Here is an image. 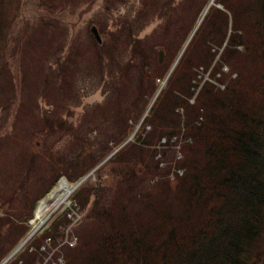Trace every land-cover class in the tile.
<instances>
[{
	"label": "trees",
	"instance_id": "1",
	"mask_svg": "<svg viewBox=\"0 0 264 264\" xmlns=\"http://www.w3.org/2000/svg\"><path fill=\"white\" fill-rule=\"evenodd\" d=\"M138 1L140 8L129 21L135 32L142 31L152 20L150 13L155 12L153 7L147 11L152 0ZM164 1L158 12L165 20L158 19L165 28L167 45L161 41L140 45L127 33L126 21L122 25L119 21L116 27L94 24L103 44L98 46L91 38L88 71L96 74L105 94L114 95L107 96V103L97 106L90 117L86 115L85 121L94 127H86L82 137L63 115L69 112L67 101L77 98L73 90L78 76L75 62L83 53L73 54L71 47L70 55L52 56V63L43 66L40 80L32 84L41 86V93L30 94L26 103L18 106L14 119L26 115L30 137L50 145L41 163L38 157L24 161L23 177L26 183L37 185L33 188L38 193L62 166L72 171L64 170L56 179L65 176L74 182L111 151L105 140L97 143L89 139L95 127L105 134L119 133L109 140L122 142L141 121L134 142L105 163L124 166L116 185L86 189L85 182L77 190L75 198L82 210L89 198L93 201L76 229L77 245L62 249L66 264H264V171L260 176L264 170V0H215L223 10L207 9L164 88L142 118L149 101L146 97L155 94L157 80L164 79L210 2L183 0L182 19L174 1ZM15 13L11 33L25 36L30 30L27 24L22 28L24 34L14 28L25 22L18 4ZM2 17L0 11V51L7 47ZM56 21L54 16L49 23ZM91 25L86 29L89 35ZM156 47H162L166 55L161 64ZM207 72L208 80L201 84L198 76ZM15 79L13 73L0 78V87L13 86ZM122 99H126L124 105ZM140 100L142 105L135 111ZM42 102L51 109L43 110ZM146 126L150 130L146 131ZM182 131L185 142L180 147L183 159L179 166L184 173L168 178L164 174L169 166L161 170L155 147L162 138L169 140ZM58 136H70L76 146L55 155L51 145ZM91 145H97L92 153L88 150ZM100 147L104 149L98 152ZM155 175L160 179L151 184ZM54 184L55 180L43 195ZM80 192H86L83 199L77 196ZM67 222L65 214L60 216L45 238L57 244L58 228ZM24 234L16 236L9 249L4 245L10 241L0 240V250L5 251L0 260ZM42 240L34 238L31 246L37 247ZM29 248L24 251L26 257L22 258L23 253L11 264L20 259L23 264L40 261L36 252L28 253Z\"/></svg>",
	"mask_w": 264,
	"mask_h": 264
},
{
	"label": "rangeland",
	"instance_id": "2",
	"mask_svg": "<svg viewBox=\"0 0 264 264\" xmlns=\"http://www.w3.org/2000/svg\"><path fill=\"white\" fill-rule=\"evenodd\" d=\"M173 1L178 7V15L183 19V8H186V6H184L185 3H183V0ZM165 2L164 0H152L148 2L147 11L150 13V7L155 9L154 13H150L152 20L147 23L142 31L135 32L133 23L129 21L140 8L138 0L2 1L0 11L3 13L2 29L7 34V37L4 38L7 47L5 50L0 51V66L2 67L0 78L9 77V75L13 73L16 79L13 86L6 85L0 87V240L4 242L5 238H7L10 243L5 242L6 245L4 246H8L9 249L15 237L22 232H25V234L29 230H31V232H36L31 237V244L29 243L23 246L12 258V262L15 261L17 256L19 257L25 253L24 251L27 247L29 248V246L32 245L35 237L43 240L37 246L38 248L36 246H31L28 253L30 254L32 249H34L32 252H36L41 257V264H43L45 262V257L48 256L46 245H49V243L47 244L45 242V237L47 232L52 228L53 222L55 223L60 216L65 214L64 212L73 208H80L79 214L81 221L84 217V213L88 210L93 201L92 197L89 198L88 205L82 210L80 207L81 203L75 198L76 192L81 186H76L78 181L69 182L67 185L73 189L63 202H60V198L57 197L49 198V195L44 198L47 200L48 210L43 215V222L38 224V221L35 219L36 212H34L38 200L44 196L43 192L50 187L54 180L55 184L57 183L58 177L56 179V176L58 174H61L64 170L72 171V169L59 166L46 187L43 190L41 187L38 193L34 191L35 189L33 188L37 186L36 184L33 182H25L23 175L27 166H24V161L30 157H38L41 163L50 142L44 144L42 141L30 137L27 132L29 122L26 115H22L25 117H18V121H15L14 115L18 112V106L22 103H26L30 94L39 95L41 93V86L40 89L39 87L34 88L32 84L35 80H40L43 66L52 63V56L57 57L61 53L66 56L70 55L71 52H68V50L72 47L73 54L75 53L74 51H81L83 55L75 62L78 65V76L76 77L73 90L77 92V98L67 101V110H69V112H65L63 119H65L66 122L67 119L69 120V123H67L77 132L76 135L78 136H81L80 134L83 135L86 127L93 128V125H89L85 121L86 115L90 117L91 112L96 109L97 106L101 104L105 105L107 103V96H113L114 92H107V94H105L98 84L96 74L88 71V50L91 49L92 42V35L86 32L88 24H96L97 27H116L119 21L121 25L122 22L126 21L129 24L127 33L136 38L140 45L146 47L158 41H161V44L164 42L167 45V41H165L167 39L165 28L161 27V21L159 20L162 19V21H164L165 19L161 17L158 12ZM17 4L24 12L25 22L16 23L14 28L20 30L23 34L24 31H22V28L25 24H27L30 29L25 33V36L20 37H16L11 33L13 26L12 17L15 16L14 13ZM54 16H56V23H49ZM183 23L184 21L182 23L179 22L180 25H183ZM31 30L34 31L33 35H31ZM158 50L160 49L156 48V54ZM4 55H7V57L2 60ZM165 57L166 55L164 59ZM130 70H134V68H130ZM130 89L133 93V88L131 87ZM146 98L149 100V104L150 99H148V97ZM12 103L15 105H12ZM121 103L124 105L126 99H122ZM141 105L142 100L135 105V111L138 110ZM43 108L49 110L47 106ZM9 110H11V115H9ZM142 118H144V115ZM140 123L141 121L137 122L132 130L137 131L141 125ZM83 124H85L83 130L78 133V128ZM95 129L96 131L91 135V138H89L90 140L96 141L97 143H103L101 141L105 140L106 142H104V144H107V148L114 154L123 148L120 147L121 141L109 140L118 137L119 133L115 136L110 132L105 134L104 131L99 128L95 127ZM179 136L177 137L178 140H180ZM123 138L124 137H120V140H123ZM175 139L176 137L166 142L160 140L155 147V151L157 152L155 159L161 161L159 164V167H163L161 170L168 166L170 160L174 163L177 161L176 159L182 157L179 152V143L173 141ZM74 146H76V143L70 136H65L63 138H59L58 136L51 145V150L55 155L60 156L71 151ZM96 148L97 145H91L88 150L92 153ZM168 148L171 149L167 150ZM102 149L104 148L100 147L98 152ZM18 161H20L21 164H19ZM95 168L96 167L92 168L94 171L87 177V186L84 187L86 189H90V186H105L112 188L116 185L118 179L125 170L123 165L113 163H103L97 170H95ZM173 173L174 170L171 172L168 171L164 175L172 177ZM159 179L160 176L155 175L150 180V183L154 184ZM57 187L58 184L54 187L52 193ZM77 196L83 199L86 196V192H80ZM63 227L64 225L58 228L61 234L64 229ZM74 238L75 237H73V240ZM59 247L60 246L54 248V261L55 258L61 257L59 254L56 256ZM4 253L5 251L0 250L1 257ZM26 256L27 253L22 255V258ZM16 264H23V261L21 259L16 260Z\"/></svg>",
	"mask_w": 264,
	"mask_h": 264
},
{
	"label": "bare ground",
	"instance_id": "3",
	"mask_svg": "<svg viewBox=\"0 0 264 264\" xmlns=\"http://www.w3.org/2000/svg\"><path fill=\"white\" fill-rule=\"evenodd\" d=\"M261 130V129H260ZM261 132H262V130H261ZM252 134V133H251ZM259 134V133H258ZM260 134H263V133H260ZM250 135V134H249ZM257 138H260V136H258L257 135ZM105 164V163H104ZM259 164V163H258ZM258 164H254V165H258ZM260 165V164H259ZM262 165H264L263 163L261 164V166ZM252 166V165H251ZM101 167V166H100ZM264 167V166H263ZM258 168H260V167H258ZM251 169V168H250ZM253 170V169H252ZM259 171V170H258ZM264 170H261V174H260V176L262 177V172H263ZM249 173V172H248ZM247 174V173H246ZM248 175V174H247ZM263 177H264V175H263ZM258 178V177H257ZM260 178V177H259ZM261 179V178H260ZM252 183V182H251ZM254 185V184H253ZM255 186H257L256 184H255ZM72 187H69L68 185H66L64 182H60L59 183V186L54 190V192L52 193V198H54V197H57V198H60V202H63L67 197H68V195H70V193H71V191H72ZM264 193V192H263ZM49 202V201H48ZM56 205V204H55ZM50 207V206H49ZM238 207H240V206H238ZM253 207H255V206H253ZM250 208V207H249ZM248 208V209H249ZM256 208V207H255ZM48 210V203H47V200H45L44 199V201H41L39 204H38V206H37V209H36V216H35V219L38 221V224L41 222H43V220H42V218H43V215H44V213L46 212ZM53 212H54V210H53ZM52 212V213H53ZM238 212V211H237ZM47 217V216H46ZM45 217V218H46ZM41 225V224H40ZM60 226V225H59ZM256 261V260H255ZM250 262V261H249ZM256 264V263H255ZM258 264H259V262H258Z\"/></svg>",
	"mask_w": 264,
	"mask_h": 264
},
{
	"label": "water",
	"instance_id": "4",
	"mask_svg": "<svg viewBox=\"0 0 264 264\" xmlns=\"http://www.w3.org/2000/svg\"><path fill=\"white\" fill-rule=\"evenodd\" d=\"M160 60H161V53L159 54Z\"/></svg>",
	"mask_w": 264,
	"mask_h": 264
}]
</instances>
